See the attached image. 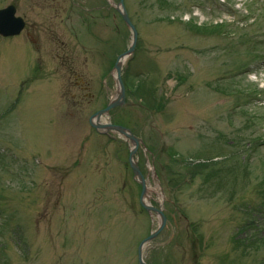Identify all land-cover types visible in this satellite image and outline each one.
<instances>
[{
	"label": "rangeland",
	"instance_id": "1",
	"mask_svg": "<svg viewBox=\"0 0 264 264\" xmlns=\"http://www.w3.org/2000/svg\"><path fill=\"white\" fill-rule=\"evenodd\" d=\"M216 1V3H215ZM123 0L104 123L166 226L148 264H264V0ZM120 0H0V264H138L159 223L117 93ZM200 8H192L193 4Z\"/></svg>",
	"mask_w": 264,
	"mask_h": 264
},
{
	"label": "water",
	"instance_id": "2",
	"mask_svg": "<svg viewBox=\"0 0 264 264\" xmlns=\"http://www.w3.org/2000/svg\"><path fill=\"white\" fill-rule=\"evenodd\" d=\"M116 11L121 15L123 21L127 25V27L130 29V32L132 34V45L130 49L121 57L129 56L133 53L136 41H137V31L134 27V25L131 23L130 18L128 17V14L123 6V0H120L119 5L115 6ZM16 9L14 6L10 5L6 8H3L0 10V35L3 37H13L17 36L21 33L24 27V21L20 17L15 16ZM119 61H117L114 69H115V80L117 83V93L116 97L112 99L107 106L93 114L89 119V125L94 128L95 130L99 131L102 130L104 133L113 132L116 133L123 138L127 139L131 144L132 148L129 151V163L131 164V169L133 171V174L135 178H137L141 184V194H140V204L141 206L148 212V213H156L161 218V224L159 223L158 228L152 232L148 237H146L138 246V262L139 264H144L142 262V250L143 246L146 243H149L153 239L157 237L161 233V231L164 228L165 225V216L162 212L161 208H156L153 206H150L146 203H144L145 195H146V179L143 177V174L141 173L140 169L137 167V165L134 163V155L139 148L140 145H144L141 139L137 138L133 133L120 125H114L112 123H103L101 120L104 117H108L111 110L126 105L125 102V88L124 84L121 79V68L119 67Z\"/></svg>",
	"mask_w": 264,
	"mask_h": 264
},
{
	"label": "bare ground",
	"instance_id": "3",
	"mask_svg": "<svg viewBox=\"0 0 264 264\" xmlns=\"http://www.w3.org/2000/svg\"><path fill=\"white\" fill-rule=\"evenodd\" d=\"M215 1V0H214ZM215 3H216V1H215ZM193 7L192 8H194L195 9V7L196 8H200V5H195V3L192 5ZM15 16H16V13H15ZM17 17V16H16ZM131 45H132V42H131ZM130 56V55H129ZM129 57L128 56H126V57H124V58H121L120 59V61H119V67L122 69V67L125 65V63H126V61H127V59H128ZM116 97V95L114 96V98ZM113 98V99H114ZM127 104V103H126ZM124 106H126V105H124ZM132 145V144H131ZM132 148V147H131ZM136 164L137 165V167L139 168V166H138V163H137V161L134 159L133 160V164ZM128 165H129V167H131L130 165V163H129V161H128ZM140 169V168H139ZM144 177V176H143ZM136 181H137V183L140 185V194H141V184H140V182H139V180L136 178ZM151 192H154V193H157V190H156V188L154 189V188H152L151 186H149V184H148V182L146 181V195H145V199H144V203H146V204H148V205H150V206H153V207H155L154 205H152L151 204V202H150V199H151V195H150V193ZM139 204H140V195H139ZM140 206H141V204H140ZM142 207V206H141ZM156 208H161V207H156ZM142 209H144L143 207H142ZM162 209V208H161ZM145 210V209H144ZM145 212L153 219V220H155V221H157V223H160L161 224V218H160V216L158 215V214H156V213H148L146 210H145ZM162 212H163V209H162ZM163 214H164V212H163ZM164 216H165V220H166V222H167V217H166V215L164 214ZM166 222H165V225H164V227L166 226ZM158 228V227H157ZM156 230V229H155ZM155 230H153L152 232H154ZM150 235V234H149ZM148 235V236H149ZM147 236V237H148ZM158 236V235H157ZM145 239V238H144ZM143 239V240H144ZM142 240V241H143ZM154 240V239H153ZM152 240V241H153ZM141 241V242H142ZM140 242V243H141ZM151 242V241H150ZM149 242V243H150ZM149 243H146L144 246H143V250H142V262L144 263V264H148L146 261H145V259H144V250H145V247L149 244ZM137 261H138V250H137ZM138 264H139V262H138Z\"/></svg>",
	"mask_w": 264,
	"mask_h": 264
}]
</instances>
